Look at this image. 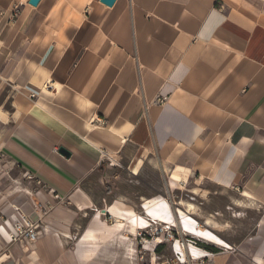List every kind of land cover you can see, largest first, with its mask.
I'll use <instances>...</instances> for the list:
<instances>
[{"label":"crops","instance_id":"crops-1","mask_svg":"<svg viewBox=\"0 0 264 264\" xmlns=\"http://www.w3.org/2000/svg\"><path fill=\"white\" fill-rule=\"evenodd\" d=\"M29 1L0 0V264H98L102 212L69 233L90 208L80 185L108 162L193 196L176 210L147 193L141 213L109 206L114 232L146 225L147 209L190 216L230 247L176 240L180 263L264 264V0ZM231 208L258 213L238 240ZM20 215L35 241L10 240Z\"/></svg>","mask_w":264,"mask_h":264},{"label":"rangeland","instance_id":"rangeland-1","mask_svg":"<svg viewBox=\"0 0 264 264\" xmlns=\"http://www.w3.org/2000/svg\"><path fill=\"white\" fill-rule=\"evenodd\" d=\"M11 173L14 177L22 175L17 169ZM79 190L87 195L91 202L89 209L78 212L77 218L72 224L69 233L72 241H76L91 225L98 211L102 212L109 206L116 205L121 210H134L141 213L143 204V199L140 198L141 193L150 194V198L161 197L166 199L173 210L181 207L179 203L186 206L187 199L193 198L186 189L178 191L167 187L165 179L152 168L147 169L146 174L134 177L120 163L119 165H112L109 162L103 169L94 172L87 178L80 185ZM62 205L75 207L70 200H64ZM236 211L233 208L229 209L233 221L236 219V224L241 223V227H234L225 231V235L232 240H238L247 235L258 218V213L251 209ZM120 221V218L111 214H101L99 227L104 230L103 234H106L108 238H103L105 242L101 244L100 250L94 258L98 264H182L178 261V256L173 250L176 240L186 243L192 242V247H198L197 243H201L202 246L205 245L204 241L200 242L198 241L200 239H194L190 235L182 233L178 227L161 222H156L139 231H130L131 229L125 223L122 231L114 232ZM196 221L199 225L200 222ZM216 221L214 220L213 223ZM214 233L216 234V232ZM216 235L223 242L220 245L230 247L222 237ZM177 248L179 249L178 245ZM192 249L194 250V248Z\"/></svg>","mask_w":264,"mask_h":264},{"label":"bare ground","instance_id":"bare-ground-1","mask_svg":"<svg viewBox=\"0 0 264 264\" xmlns=\"http://www.w3.org/2000/svg\"><path fill=\"white\" fill-rule=\"evenodd\" d=\"M157 212H159V209L157 210ZM146 213H147V216L146 215L140 216V217L145 218L144 219V222H145L146 225L142 226L137 231L144 230V229L152 226V224H154L156 222L157 223L158 222H161L163 224H167L169 222V223H175L176 225L184 224L185 227L187 226L186 225V222H189L193 226H188L186 230L189 232V234L193 235L195 238L200 239L201 241H204V242H208V243L214 244V245L223 244L222 240L212 230H210V229H201L200 226L198 225L196 219L193 218V217L183 216L181 219H179V221H180L179 222V221H177L174 218V215L171 214V213L165 216V215H162L160 213H154V210L153 211H150V209H147V212ZM151 214L152 215H155L156 214L158 216L155 221L154 220H151L152 219V218H150L152 216ZM179 247H180L181 250H183L185 252L184 243L180 242L179 243ZM155 257H156V255H155Z\"/></svg>","mask_w":264,"mask_h":264},{"label":"built area","instance_id":"built-area-1","mask_svg":"<svg viewBox=\"0 0 264 264\" xmlns=\"http://www.w3.org/2000/svg\"><path fill=\"white\" fill-rule=\"evenodd\" d=\"M18 8L16 7V10ZM167 97L158 95L155 99L156 104H162L166 101ZM14 221L12 224L11 232L9 233V238L13 240L26 239L29 241H35L38 237V225L36 222L29 220L25 215H20L18 217H13Z\"/></svg>","mask_w":264,"mask_h":264},{"label":"water","instance_id":"water-1","mask_svg":"<svg viewBox=\"0 0 264 264\" xmlns=\"http://www.w3.org/2000/svg\"><path fill=\"white\" fill-rule=\"evenodd\" d=\"M40 0H30L29 3L33 6H37L39 4ZM102 3H104L105 5L107 6H113L116 2V0H101ZM60 153L66 155V156H70V152H68L66 149L64 148H60ZM102 213H107V210L106 209H103L102 210Z\"/></svg>","mask_w":264,"mask_h":264},{"label":"trees","instance_id":"trees-1","mask_svg":"<svg viewBox=\"0 0 264 264\" xmlns=\"http://www.w3.org/2000/svg\"><path fill=\"white\" fill-rule=\"evenodd\" d=\"M201 243H197V245L198 246H200V247H204L205 249H208L209 251H212V252H218L219 251V249H217V248H214V247H211V246H208V245H200Z\"/></svg>","mask_w":264,"mask_h":264}]
</instances>
